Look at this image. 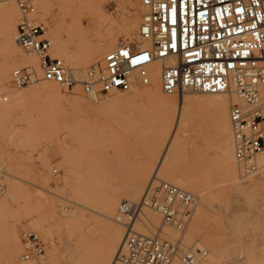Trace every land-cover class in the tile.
<instances>
[{"label": "rangeland", "instance_id": "rangeland-1", "mask_svg": "<svg viewBox=\"0 0 264 264\" xmlns=\"http://www.w3.org/2000/svg\"><path fill=\"white\" fill-rule=\"evenodd\" d=\"M5 1L0 0V73L6 65L12 66L13 71L17 66L32 65L36 61H27L20 50L13 56L4 50ZM7 1L17 7L18 0ZM113 3L116 11L111 17L116 20L115 24L109 21L94 24L89 29L88 44L75 46L67 42L71 52L83 53L89 44H95L121 20L131 25L138 17L139 22L141 8L124 10V0H108L106 8ZM49 5L50 16L45 23L38 19L39 9L35 5L36 16L33 18L46 26L51 40V32L62 29L71 18L80 21L84 27L91 25L87 0H49ZM127 15H132L131 21ZM19 18L17 11L12 16L16 26ZM67 66L72 68L70 64ZM38 77L40 81L35 86L16 89L10 83L9 90L14 93L41 91L40 85L46 81L43 76ZM57 88L63 99L60 107L46 106L43 98L38 96L14 108L0 95V186L4 190L0 193V264H93L109 231L104 229V222L120 231L110 264H121L117 255L126 229L112 220L122 201H140L154 175L195 197L199 194L205 206L197 209L200 218L193 215L182 236L167 228L162 230L164 233L174 239L180 238L186 248L206 250L208 256L203 264L210 257V250H215L214 264H264V180L253 179L255 183L248 180L238 164L237 183L245 181L243 189H236L222 177L217 159L216 121L209 111L190 103L185 107L178 106L182 96L186 97L185 93L175 95L164 111L157 109L156 102L144 98L99 105L94 109L86 105L88 101L81 93L82 110H76L73 104L65 101L72 97L73 88L71 91ZM180 114L187 124L202 125L203 138L195 140L199 146L193 149L191 140L178 130V144L171 142L170 152L167 157H162L167 141L182 124V120L180 123L178 120ZM163 126L166 131L160 129ZM161 135L166 139L163 138L160 145L158 138ZM169 154L174 156L173 159ZM54 170L56 174H53ZM144 171L147 172L145 177L139 173ZM139 176H142L141 180ZM135 180L145 183L135 188ZM80 186L84 193L79 197ZM131 190L137 196H133ZM129 192L131 195L128 196ZM112 195L117 203L111 220L107 221L102 217L103 199ZM75 202H83L87 209L77 207ZM76 214L74 220L79 223L71 222V216ZM35 222L40 223L36 230L31 228ZM133 229L142 235H152L161 229V218L144 209L142 222L136 223ZM31 233L46 243L45 254L37 262H22L21 255L26 251L23 239ZM12 235L18 239L15 259L9 254Z\"/></svg>", "mask_w": 264, "mask_h": 264}, {"label": "built area", "instance_id": "built-area-1", "mask_svg": "<svg viewBox=\"0 0 264 264\" xmlns=\"http://www.w3.org/2000/svg\"><path fill=\"white\" fill-rule=\"evenodd\" d=\"M141 5L140 38L147 46L139 48L133 40L109 51L103 68L89 71L84 92L103 96L147 85L148 67L159 60L172 62L163 67L161 74V88L166 94L184 89L223 92L233 77L238 94L247 105L233 106L229 114L235 157L244 162L264 155V114L259 107L264 99V69L259 66L264 56V0H141ZM18 7L19 48L38 59L45 81L71 89L75 82L63 62L51 57L52 42L45 28L29 19L34 12L32 4L18 0ZM35 79L31 66L15 68L11 74L16 88L31 85ZM195 205L187 192L154 179L139 205L123 201L118 213L128 216L132 223L141 207H148L160 215L163 225L182 232ZM24 241L27 249L21 260L38 259L44 254L45 244L35 234H27ZM181 250L180 243L161 230L150 236L128 231L124 253L120 252L118 258L125 264H169L179 257L185 264H194L195 256Z\"/></svg>", "mask_w": 264, "mask_h": 264}, {"label": "bare ground", "instance_id": "bare-ground-1", "mask_svg": "<svg viewBox=\"0 0 264 264\" xmlns=\"http://www.w3.org/2000/svg\"><path fill=\"white\" fill-rule=\"evenodd\" d=\"M27 1L32 4V0H27ZM78 1H81V0H78ZM106 2H108V0H87V6L89 9L88 19L90 20L89 23L91 25L89 27H84L80 21L71 18L70 23H68L67 25H65V23L63 22L65 26H62V29L58 28L56 31H52V32L49 31V32H51V34L50 33L49 34L51 35V38L53 40L52 41L48 37L46 26L39 23L36 18H35L36 20L33 18L36 16L35 8H34V5H35L39 9L38 19L42 23L46 22L47 18L50 16L49 0H35L34 5L32 4L34 12L29 16V19L31 21H33V23H35V24L43 25V27L45 28L46 36L52 42V47L50 50L51 57L56 56L55 58L58 57V59H60L63 62V64L65 65V67L67 68V70L69 72V75L71 76V78L75 82V84L72 86V88L75 85H77V84L78 85L75 86L73 88V90H72V88L67 90L65 88H62L60 85H58L56 83L46 81V82H44V84L40 85V87L42 88L41 91H39V89H35V90H32V92L26 91V92L14 93V92H11L9 90V85L11 83V75L9 78V73L11 72L10 74H12V72H13V71H11L12 66L6 65V69L0 73V95L6 97L7 102L10 103V105L14 106V108H16L18 105H20L23 102H28V101H31L35 98H38V96H41L43 98V104L44 105L49 106V107L50 106L51 107H60L63 99H62V95L60 94V91L57 88V86H58L61 90H64V91H71L72 90V97L70 99L65 100V101L73 104L74 109H76V110H82V107H81L82 103L80 102L79 99L81 98V96L83 97V95H84L85 99L88 101V104H86V105L88 107L94 108V109L99 107V105L104 106V104L108 105L109 103L112 104L115 102L130 101V100L132 101V100H136V98L137 99H139V98L143 99L144 98V99H147L149 102H156L157 109L160 111H164V109L166 107H168L167 106L169 104L168 102L171 99H173L175 97V95L178 96L179 94L185 93L186 97L184 98L182 96V100L180 101L178 106L185 107L187 105V103L193 104V105L198 106V107H200L206 111H209L211 113L212 117H214L213 119H215V121H216L215 130H216L217 142L219 144L217 147L218 148V155H217L218 158L217 159H218V164H219L218 168L220 166L219 172L221 173L222 177H226L231 182V184L233 186H235L236 189L242 188L243 185L245 184V181H242L241 183H237L238 177H237L236 164H238V166L241 168V170L245 174H247L248 180L253 181V179L254 180L256 179L259 182L260 181L263 182L262 180H264V178H263L264 177V155H255V156L249 158L248 160H246L244 162L237 161V159L235 157V140H234L233 129H232V125L230 122V115L229 114H230V110L232 109L233 106L238 105L241 107H247V105L243 101V99L240 98L238 91L236 89V85L234 83L233 77L230 79L229 87L223 92L209 94V93L196 92V91H193L190 89H184L181 92L179 91V92H175L173 94H166L162 91V88H161V74H162L163 67L172 65V62L167 61V60H159V61L154 62L153 64H151L148 67L149 83L147 85L137 86L135 89H133L132 91H128V92L119 91V90L118 91H111V92L103 95V97H108V99L106 101H103L100 98V95L93 96V95H88L84 92L83 83L88 80L89 71L91 69H94L96 71L100 67L103 68L104 56L109 51H111L117 47H120L123 44H127L133 40H135L137 42V45L139 48H143V47L147 46V44L144 41H142L140 38V22H141V16L143 13V7L141 5V0H124V5L122 7V8H124V10L127 7L139 8V9L141 8V15L139 17V22H138V17L135 19L134 23H132V24L130 23L131 25H127V23L125 24V22H123V20H121L118 25L116 24L117 26L114 29H110L107 34L98 38L96 40L95 44H93V43L89 44V46H88L89 48L81 54L73 53L68 49L67 42L73 43L75 46H82L84 44H88L89 37H90L88 34L89 29H92L94 24H98V23L100 24V23L105 22V21H109V22L113 23L114 21H116L114 18L111 17V13H113V11L115 10L116 5L114 3L109 4L106 8V6H105ZM17 7H18V1H17ZM17 7L11 1L6 0L3 3V14H4V18H5L4 50L9 52L12 56L14 54L18 53L19 50L22 52V50L19 48L17 41H16L17 26L15 25L14 22H12V16H15L17 11H19V7H18V10H17ZM19 13H20V11H19ZM64 16L65 15H63V18H64ZM20 18H21V13H20ZM19 19L17 21V24L19 22ZM128 19L131 21L132 15H129ZM113 24H115V23H113ZM64 35H66V37H68L67 40H66V37H64ZM90 42H91V40H90ZM23 55L26 57V59H28L27 61H35L36 60L37 62L35 61L34 64L32 63L33 66L32 65H22V66H17L15 68L31 66L34 70L36 79H35V82H33L31 85H28L26 87H31L33 85L35 86V84L39 83V81H40L38 76H40V77L43 76L42 71L39 68L38 59L35 56H28V55H25L24 53H23ZM67 64H70L72 66V68L70 69L67 66ZM90 64H93V65L91 67H89ZM263 65H264V56L259 61V66L264 69ZM86 70H87V72H86ZM11 85H12V83H11ZM80 86H81V89H80ZM14 88H16V87H14ZM23 88L24 87L16 88V89H23ZM38 88H39V86H38ZM141 88H143V89L139 90ZM32 89H34V88H32ZM81 93H83V95ZM261 100L262 101L259 103V107L261 109V112L264 114V99L261 98ZM257 107H258V105H257ZM178 117H179L178 120L180 123V120H182L183 116H182V114H180ZM119 120L122 121V119H120V118H119ZM201 126H200V124H197L196 122L187 124L183 118L182 124L181 125L179 124V128L175 129V135L173 133L172 136L170 137V139L167 141V143L164 147V153H163L162 157H167V154L170 152V148L172 147L171 142H173L175 145H176L177 141L179 142L180 139L179 140L177 139L178 138L177 137V133H178L177 131L178 130L181 131L182 134H185L191 140V143H190L191 146L194 147L193 149H196L195 147H198L199 144L196 143L195 140L199 141L203 138V137H201L202 136ZM164 128H165V130H164ZM160 129H163L164 131H166V127H164V126L161 127ZM163 138L166 139L165 137H162V135L160 136V138H158V139H160V145L163 142ZM168 156H170V154ZM172 156L173 155H171L170 158ZM173 157H172V159H173ZM145 170L147 171L146 168H145ZM255 170L256 171L259 170V171H257L256 174H254L252 176L248 175V174L253 173ZM149 172H150V170H149ZM139 173H141L142 176L144 174L143 177H145L147 172H145V173L139 172ZM156 176L157 175H154L150 182H152L154 179H158ZM141 177L139 176L138 178H140V180H141ZM179 177H181V176H179ZM146 179H147V176H146ZM140 180H135L136 183H135V185L133 184L134 185L133 187L136 188V186H138V188H140L139 186H141V185H143V183H145L144 181H142L143 183L141 182V184H140ZM158 180H160V179H158ZM164 182H166V181H164ZM167 183H169V182H167ZM170 184H172V183H170ZM135 188H134V191H135ZM137 189H136V191H137ZM146 189H145V191H146ZM192 190H193V192H197V191H195V189H192ZM183 191H185V190H183ZM3 192H4V190L2 191L1 186H0V193H3ZM78 192H79V195H78L79 197H80V193H84L81 186L78 187ZM131 193H133V191ZM135 193H133L134 194L133 196L136 195ZM144 194H145V192H144ZM144 194L138 203H131V204L139 205L141 203V201L143 200ZM188 194L190 196H192V198L195 200V203H196L195 209L193 211V215L197 218H200L201 214H200V211L197 209H201V208L205 207L203 202H202V199L199 198L200 197L199 194L197 197H195L194 195H192L190 193H188ZM129 195H131L130 192H129L128 196ZM132 199H134V197H132ZM116 203H117V199L114 198L113 195H112V197H106L105 199H103V206H102L103 207V209H102L103 219H105L107 221L111 220L110 215L112 214V211L116 206ZM75 204L79 208L87 209L83 205V202L81 204L75 202ZM119 205H118V207H119ZM144 209H149V210L153 211L154 213H156L154 210H152L148 207L142 206L140 209V214H139L137 220L130 223L129 217L126 215H120L118 213V208H117L115 218L112 221H114L115 223H117L119 225H122L124 227V229H126V232H125L124 237H123L121 249H120L118 255L120 254V252L124 253V241H125V237H126V234L128 233V231L136 232L133 229L135 224L142 222V215H143ZM138 210H139V208H138ZM69 211H71V210H69ZM78 214H79V212H78ZM79 215L82 216V213H80ZM157 215L160 217L159 214H157ZM193 215H192V217H193ZM76 216H77V214L75 216H71V218L73 219V221H71V222L79 223L77 219L74 220V218H76ZM192 217H191V219H192ZM191 219L189 220L188 224L190 223ZM104 223H105L104 229L107 228L109 231H108L107 237L105 238L106 241L102 243V246L100 247L98 255L95 258L93 264H110L111 259H112V255L114 254V252L118 246V242L120 240V231L117 230L116 228H114V226L107 224V222H104ZM39 224L40 223L35 222L34 224L31 225V228L36 230V228H38ZM188 224L186 225V228L188 227ZM164 228L174 230L177 233H179L181 236L184 233V231L186 230V228H185L182 232H180L174 228H171L169 226H165L162 224V218H161V229H159V230L157 229V232H159L160 230L162 231ZM162 233H164V232L162 231ZM164 234L166 236H168L169 238H171L172 240L178 241L181 245L183 253L194 255L196 258V261L194 264H203L202 262H204V260L207 259L208 252L206 250H201V249L194 250V249H190L189 247L186 248L185 246H183L180 238L174 239V238L170 237L168 234H166V233H164ZM147 236H150V235H147ZM23 244L25 245V247L27 249V246L25 244L24 239H23ZM44 244H45V248H46V243L44 242ZM20 245H21V240H20ZM9 247H10L9 248L10 257L12 259H15L16 253L18 250V239L15 235L11 236V238L9 240ZM45 248H44V254H45ZM204 248H207V247H204ZM182 250H181V252H182ZM214 251L210 250L211 255L208 258L206 264H214V262H215ZM54 252H56V251H54ZM44 254L41 257H43ZM118 255H117V261L120 262L121 264H125L118 258ZM41 257H39L38 259H31L28 261H23L20 258V261H22V262H30V261L37 262V260H39ZM175 260H178L181 264H185L180 260L179 257L173 258L169 264H178Z\"/></svg>", "mask_w": 264, "mask_h": 264}]
</instances>
